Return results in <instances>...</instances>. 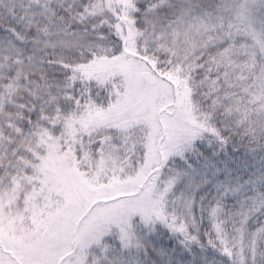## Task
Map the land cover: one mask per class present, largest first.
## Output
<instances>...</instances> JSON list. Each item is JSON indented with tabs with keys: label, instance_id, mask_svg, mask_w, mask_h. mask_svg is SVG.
I'll return each instance as SVG.
<instances>
[{
	"label": "snow or ice",
	"instance_id": "obj_1",
	"mask_svg": "<svg viewBox=\"0 0 264 264\" xmlns=\"http://www.w3.org/2000/svg\"><path fill=\"white\" fill-rule=\"evenodd\" d=\"M19 8L0 264H264V0Z\"/></svg>",
	"mask_w": 264,
	"mask_h": 264
},
{
	"label": "trees",
	"instance_id": "obj_2",
	"mask_svg": "<svg viewBox=\"0 0 264 264\" xmlns=\"http://www.w3.org/2000/svg\"><path fill=\"white\" fill-rule=\"evenodd\" d=\"M23 0H0V22L22 14L19 8Z\"/></svg>",
	"mask_w": 264,
	"mask_h": 264
}]
</instances>
